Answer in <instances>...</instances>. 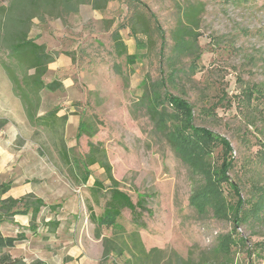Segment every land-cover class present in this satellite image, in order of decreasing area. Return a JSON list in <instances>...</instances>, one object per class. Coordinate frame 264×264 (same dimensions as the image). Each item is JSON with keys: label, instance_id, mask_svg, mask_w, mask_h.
Masks as SVG:
<instances>
[{"label": "rangeland", "instance_id": "rangeland-1", "mask_svg": "<svg viewBox=\"0 0 264 264\" xmlns=\"http://www.w3.org/2000/svg\"><path fill=\"white\" fill-rule=\"evenodd\" d=\"M74 1V9L60 6V15H39L30 27V36L55 52L46 81L63 82L62 89H42L33 109L39 116L59 106L58 114L68 118L57 133L31 121L4 67L8 51L0 41V118L8 120L0 129V176L13 182L4 196L33 192L47 204H62L56 213L49 207L42 210L36 232L29 229V216L16 214L5 221V234H26L8 250L23 256L27 264L36 259L45 264H127V255H111L102 262V238L96 236V224L89 218L93 198L88 185L95 178L106 179L104 169L92 166L88 184L79 182L59 155L62 136L73 156L85 154L90 139L104 143L121 187L134 200L137 192L148 194L152 212L145 214L147 227L140 231L148 249L166 250L165 264L223 263L227 257L218 254L216 246L223 234L233 232L245 243L233 246L229 264H264L262 253L248 252L264 240V218L235 229L230 219L217 217L211 207L200 213L191 197L202 178L158 131L145 107L137 104L147 74L158 79L161 73H174L169 92L191 103L195 125L230 140L234 167L229 175L240 185L243 198H255L259 186H264V0H142L157 15L167 43L164 57L159 40L133 66L115 54L111 40L112 31L126 23L132 11L128 0H111L102 9H95L93 0ZM1 5L8 6L9 0H0ZM189 6L197 9L198 51L171 62L167 57L172 55V31ZM121 33L129 52H134L129 28ZM17 72L23 73L19 68ZM255 86L263 95L246 99V88ZM83 116L97 132L78 139ZM211 160L215 167L220 164V148ZM224 189L236 201L227 185ZM103 203V198L101 204L94 203L96 213H101ZM122 217L127 229L133 230L130 212ZM50 218L62 222L55 232L44 226Z\"/></svg>", "mask_w": 264, "mask_h": 264}, {"label": "trees", "instance_id": "trees-1", "mask_svg": "<svg viewBox=\"0 0 264 264\" xmlns=\"http://www.w3.org/2000/svg\"><path fill=\"white\" fill-rule=\"evenodd\" d=\"M110 1L93 0V4L95 9H102ZM128 2L132 11L126 23H120L111 34L115 54L118 57L124 56L127 64L133 66L146 56L147 50L156 47L160 40L159 53L164 57L167 38L157 15L142 0H128ZM75 5L77 4L74 0H9L8 6H0V41L7 49L9 58L8 61H4V67L25 103L31 121L56 133L59 125L66 123L68 115H59V106L39 116L33 109L39 102L36 99V103L35 98L42 89L55 91L64 86L59 78L46 81L45 76L49 64L56 57L55 52L49 51L46 43L30 36V27L32 20L39 15L42 18L45 14L60 15L58 11L60 6L74 9ZM196 11L195 6H189L184 18L179 19L177 27L172 31L174 39L172 55L167 57L171 62L177 57L195 55L198 51L199 37L195 28L199 22ZM127 27L135 39L134 52H129L121 33V30ZM199 56L200 54H197V57ZM17 68L23 72L22 75L17 72ZM115 69L121 72L118 64H115ZM174 78V73L168 76L161 73L158 79H153L147 74L139 86L142 93L137 104L145 107L158 131L202 178L201 185L192 194L191 203L200 213L211 207L217 217L230 219L235 229L238 225L250 222L251 219L254 221L264 218V186H259L256 197L251 200L241 196L240 185L229 175L234 167L233 147L230 140L206 126L194 124L195 114L191 103L169 92L170 81ZM244 93L245 98L251 100L253 97H261L263 90L259 86L247 87ZM7 123V119L0 118V129ZM78 129V139L86 135L93 137L97 132L95 124L85 116L81 119ZM87 144L88 150L85 154L73 156L72 149L60 136L58 151L61 159L70 167L71 174L82 184H88L93 175L91 167L94 165H99L106 174V179L95 178L93 183L88 185L93 198V203L88 207L89 218L96 224V236L102 238L104 247L102 262L111 255L119 257L127 255L125 259L127 264H165L166 250L158 246L148 249L140 231L147 227L145 214L150 215L152 212L148 206V194L137 192V199L134 200L132 195L121 187L120 180L114 176L113 166L104 143L90 139ZM219 148L222 161L215 167L211 157ZM106 180L109 183H106ZM225 185L230 188L232 196L237 198L236 201L228 198ZM12 187V181L3 180L0 176V264H27L23 257H15L8 250L15 247L19 241L26 239V234L22 231H18L16 235L5 234L2 229L3 223L16 214L29 216V229L36 232L37 227L40 226L36 222L42 210L49 207L50 211L56 213L62 204H47L42 197L33 192L19 197L4 196ZM102 198L104 203L101 213L98 214L94 203L101 204ZM125 211H129L132 216L133 230H128L122 221ZM61 223L57 218H50L44 221V226L48 231L55 232ZM104 229L111 234H104L102 232ZM238 242L245 243L241 237L236 240L234 232L223 234L216 246V252L227 257L226 261L223 263L204 261V264H229L232 261L230 257L232 248ZM256 251L264 255V240L256 242L255 246L248 250L251 253ZM30 264L45 263L36 259Z\"/></svg>", "mask_w": 264, "mask_h": 264}, {"label": "crops", "instance_id": "crops-1", "mask_svg": "<svg viewBox=\"0 0 264 264\" xmlns=\"http://www.w3.org/2000/svg\"><path fill=\"white\" fill-rule=\"evenodd\" d=\"M14 255V254H13ZM15 257H17V256H20V255H14ZM21 257H23V256H21ZM24 258V257H23Z\"/></svg>", "mask_w": 264, "mask_h": 264}]
</instances>
